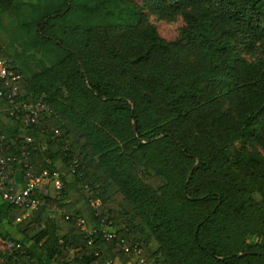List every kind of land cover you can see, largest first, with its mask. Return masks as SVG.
<instances>
[{
	"label": "trees",
	"instance_id": "1",
	"mask_svg": "<svg viewBox=\"0 0 264 264\" xmlns=\"http://www.w3.org/2000/svg\"><path fill=\"white\" fill-rule=\"evenodd\" d=\"M64 4L37 23L67 53L51 65L28 74L0 47L18 75L0 78L9 186L63 181L34 211L0 198V264H264V0ZM150 4L183 12L175 40ZM23 103L47 109L10 114Z\"/></svg>",
	"mask_w": 264,
	"mask_h": 264
},
{
	"label": "rangeland",
	"instance_id": "2",
	"mask_svg": "<svg viewBox=\"0 0 264 264\" xmlns=\"http://www.w3.org/2000/svg\"><path fill=\"white\" fill-rule=\"evenodd\" d=\"M151 0H135L145 5ZM65 0H15L10 11L0 14V47L10 52L23 72L30 74L34 68L48 67L62 54H67L52 39L39 38L37 23L64 7ZM146 3V4H145ZM146 20L156 27L166 40H175L184 25L181 10L156 9L154 5L144 8ZM55 15V14H54ZM38 39H40L38 41ZM244 57L255 60L263 56L258 46L244 51ZM32 68V69H31ZM251 152L260 151L254 144L249 145ZM19 173H17L18 175Z\"/></svg>",
	"mask_w": 264,
	"mask_h": 264
},
{
	"label": "built area",
	"instance_id": "3",
	"mask_svg": "<svg viewBox=\"0 0 264 264\" xmlns=\"http://www.w3.org/2000/svg\"><path fill=\"white\" fill-rule=\"evenodd\" d=\"M0 78L5 81V85L7 86L18 80V75L12 70L10 61L7 58H0ZM15 89L16 86H13V90ZM11 101L13 100L11 99ZM14 108V110L10 111V114H14L15 111L23 109L26 112L25 119L28 121L32 115L36 116L39 112L46 110L47 106L42 103H23L21 108ZM27 142H31V138H27ZM1 150L2 144L0 143V152ZM8 163L9 157L5 158L0 155V198L8 204L12 203L16 206L25 207L29 211H34L42 206H45L43 197L45 194H47L50 178L54 180V185L57 189L62 187L63 181L60 179L57 172H54L52 175H50V177H48L49 174L47 172H44L42 175L38 176L31 171H26L25 176L27 180L24 182L20 190L15 191L13 186H9V173L6 171ZM24 166L29 167V164L26 163ZM52 210L64 213V209H61L55 205L52 206ZM66 218H68V215H66ZM79 223H81L84 227L82 221H79ZM102 232L107 239L115 236V233H110V231L106 229H102ZM13 247L14 243L9 241V236L5 237L2 235V228L0 224V250L9 252V250L13 251ZM122 248L125 251L129 250V246L126 244H122ZM133 248L136 249L137 244H135ZM137 252H139V249Z\"/></svg>",
	"mask_w": 264,
	"mask_h": 264
},
{
	"label": "crops",
	"instance_id": "4",
	"mask_svg": "<svg viewBox=\"0 0 264 264\" xmlns=\"http://www.w3.org/2000/svg\"><path fill=\"white\" fill-rule=\"evenodd\" d=\"M16 181H17L16 183H17L18 190H20L21 189V183H22V175L21 174L17 175Z\"/></svg>",
	"mask_w": 264,
	"mask_h": 264
}]
</instances>
